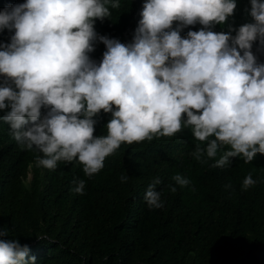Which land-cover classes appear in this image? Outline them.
I'll return each instance as SVG.
<instances>
[{
  "label": "clouds",
  "instance_id": "1",
  "mask_svg": "<svg viewBox=\"0 0 264 264\" xmlns=\"http://www.w3.org/2000/svg\"><path fill=\"white\" fill-rule=\"evenodd\" d=\"M250 5L252 22L215 32L214 25L234 15L236 0H144L129 43L94 27L111 19L120 0H25L5 7L0 31L12 34L0 42V110H9L0 121L22 150L43 154L38 166L55 170L58 162L78 161L89 178L122 144L172 138L184 129L198 141L190 155L202 165L223 168L238 157L252 163L264 155V63L252 52L254 42L264 46V0ZM197 23L199 30L181 36ZM97 40L106 49L99 63L89 56ZM101 111L111 118L107 134L95 135ZM171 179L190 184L180 174ZM75 183L82 195L85 181ZM257 183L249 173L241 187ZM160 184L153 178L144 193L149 209L163 207ZM7 235L0 229V237ZM29 251L15 238L0 239V264H30Z\"/></svg>",
  "mask_w": 264,
  "mask_h": 264
},
{
  "label": "trees",
  "instance_id": "2",
  "mask_svg": "<svg viewBox=\"0 0 264 264\" xmlns=\"http://www.w3.org/2000/svg\"><path fill=\"white\" fill-rule=\"evenodd\" d=\"M23 2L0 0V10ZM120 2L111 19H98L94 27L98 35L129 43L144 0ZM250 7V0H236L234 15L212 30L227 32L229 25L237 29L252 22ZM201 27L190 25L180 34ZM11 34L0 31V42H9ZM105 50L97 40L89 56L99 63ZM252 52L264 63V46L254 42ZM110 118L103 111L94 117L95 135L107 134ZM197 143L184 129L172 138L122 144L89 178L78 161L58 162L55 170L38 166L43 154L22 150L0 121V229L8 233L0 239L28 245V255L35 257L30 264H264V155L248 164L238 157L211 168L190 155ZM249 173L258 183L243 190ZM125 174L129 178L122 182ZM175 174L190 184L176 185ZM155 177L161 179L163 207L149 209L143 196ZM81 179L82 195L73 190Z\"/></svg>",
  "mask_w": 264,
  "mask_h": 264
},
{
  "label": "rangeland",
  "instance_id": "3",
  "mask_svg": "<svg viewBox=\"0 0 264 264\" xmlns=\"http://www.w3.org/2000/svg\"><path fill=\"white\" fill-rule=\"evenodd\" d=\"M31 176H32V174H31V172L29 171V172L27 173V175H26L25 180H29V179L31 178Z\"/></svg>",
  "mask_w": 264,
  "mask_h": 264
}]
</instances>
